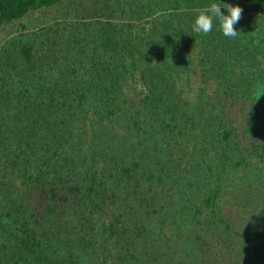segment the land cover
<instances>
[{
  "label": "trees",
  "instance_id": "1",
  "mask_svg": "<svg viewBox=\"0 0 264 264\" xmlns=\"http://www.w3.org/2000/svg\"><path fill=\"white\" fill-rule=\"evenodd\" d=\"M106 1L0 0V264H239L264 218L223 202H264L255 0L235 40Z\"/></svg>",
  "mask_w": 264,
  "mask_h": 264
},
{
  "label": "rangeland",
  "instance_id": "2",
  "mask_svg": "<svg viewBox=\"0 0 264 264\" xmlns=\"http://www.w3.org/2000/svg\"><path fill=\"white\" fill-rule=\"evenodd\" d=\"M99 2V1H105V0H81L80 7H94V2ZM113 0H107L108 7L111 5V2ZM118 1V0H117ZM180 2V7L184 9H180L178 11L177 15L179 13H184L185 11H199L200 7H206L208 4L213 2V0H121L120 3H123V5H120L119 7H154V9L157 11L155 14V17L158 18V15L162 13L160 11V7H173L176 2ZM243 1H251V0H223V3L225 4H230L232 6H237V4L243 2ZM264 0H255L254 5L257 7V11H255L259 16V18H256L254 20L260 21V24L264 26V6L262 3ZM103 4L102 2H100ZM125 5V6H124ZM75 7L78 6L77 3L74 5ZM73 5L71 6L69 2L65 1L63 5L57 6V7H74ZM173 9H168L164 10L163 12L166 14H172ZM169 15V16H170ZM64 19V11H59L58 9H52L47 12H38L34 15H32L29 18H25L22 21L25 22L30 29H37L41 27V24L45 23H52L55 20L62 21ZM8 31L5 32L7 34ZM240 177V172H236L235 175H230L228 177L229 181H232V184L234 185V181L238 180ZM264 183V180L261 182H256V185H260ZM246 191L252 192L250 185L246 187ZM234 199L238 200L235 203V209L236 214L235 217L236 219L240 218L242 219L243 217L241 215L244 214H249L248 219H254L257 220L261 214L264 213V202H260L257 205V201L255 199H252V203H249L244 199V202L239 200V196L237 192L233 193H226L225 198H223V202L225 204V207L227 208L228 211L233 210L232 207L230 206L231 201H234ZM251 204V206H249ZM257 223V228L253 230V236L254 239L258 241L256 244H249V243H238L237 242V252L236 254L237 261L239 264H264V246L262 245V241H264V218L256 222ZM252 230V229H251ZM247 234H251L250 231H245Z\"/></svg>",
  "mask_w": 264,
  "mask_h": 264
},
{
  "label": "clouds",
  "instance_id": "3",
  "mask_svg": "<svg viewBox=\"0 0 264 264\" xmlns=\"http://www.w3.org/2000/svg\"><path fill=\"white\" fill-rule=\"evenodd\" d=\"M222 8L226 11H222ZM243 9L237 5L223 3V0H213L206 7L199 10L192 23V32L207 36L213 31L214 24L223 37L237 39L240 33L234 27L241 19Z\"/></svg>",
  "mask_w": 264,
  "mask_h": 264
}]
</instances>
